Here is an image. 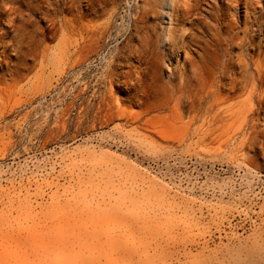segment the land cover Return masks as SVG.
<instances>
[{
	"label": "rangeland",
	"instance_id": "1",
	"mask_svg": "<svg viewBox=\"0 0 264 264\" xmlns=\"http://www.w3.org/2000/svg\"><path fill=\"white\" fill-rule=\"evenodd\" d=\"M172 1L0 0V264H264V0Z\"/></svg>",
	"mask_w": 264,
	"mask_h": 264
},
{
	"label": "bare ground",
	"instance_id": "2",
	"mask_svg": "<svg viewBox=\"0 0 264 264\" xmlns=\"http://www.w3.org/2000/svg\"><path fill=\"white\" fill-rule=\"evenodd\" d=\"M194 2H195V4L193 6V10H197L198 9L197 7L200 4L201 0H194ZM172 3H173V10L172 11L174 13H179L182 17H187L191 14L190 12H192V5H191V9H190V6H187V3L181 2L180 0H173ZM158 7H159V4H158ZM170 41H173L172 37H170Z\"/></svg>",
	"mask_w": 264,
	"mask_h": 264
}]
</instances>
